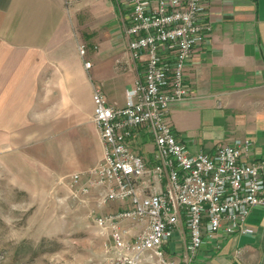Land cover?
<instances>
[{
    "label": "crops",
    "instance_id": "1",
    "mask_svg": "<svg viewBox=\"0 0 264 264\" xmlns=\"http://www.w3.org/2000/svg\"><path fill=\"white\" fill-rule=\"evenodd\" d=\"M147 1L156 8L157 0ZM132 12L131 0H0V135L82 138L98 156L78 174L102 161L94 88L124 107L146 74V59H132L128 48ZM203 21L212 32L188 63L189 97L171 106L167 121L190 154L249 139L264 158V0H205ZM132 147L154 161L147 129ZM247 228L246 235L221 231L194 254L181 228L163 253L174 264H264V207L252 210ZM140 264L160 262L147 252Z\"/></svg>",
    "mask_w": 264,
    "mask_h": 264
},
{
    "label": "built area",
    "instance_id": "2",
    "mask_svg": "<svg viewBox=\"0 0 264 264\" xmlns=\"http://www.w3.org/2000/svg\"><path fill=\"white\" fill-rule=\"evenodd\" d=\"M131 3L128 48L132 59H146L145 77L128 90L124 107L111 105L103 89L94 88L93 121L103 159L89 174H74L69 187L72 194L97 201L91 217L110 237L109 264H140L147 252L160 264H174L162 248L181 228L189 233L191 254L221 231L251 233L248 218L254 208L264 207V158L254 156L249 139L213 154H190L167 121L171 106L189 97L188 63L212 32L203 21L205 0H157L156 8L147 0ZM144 129L155 143L152 163L132 147ZM113 202L126 207L103 213Z\"/></svg>",
    "mask_w": 264,
    "mask_h": 264
},
{
    "label": "rangeland",
    "instance_id": "3",
    "mask_svg": "<svg viewBox=\"0 0 264 264\" xmlns=\"http://www.w3.org/2000/svg\"><path fill=\"white\" fill-rule=\"evenodd\" d=\"M81 140L0 135V264H109L113 259L106 248L109 235L91 217L97 201L72 194L69 187L80 167L98 156L96 146ZM97 164L79 174H89ZM121 209L113 202L102 212Z\"/></svg>",
    "mask_w": 264,
    "mask_h": 264
}]
</instances>
